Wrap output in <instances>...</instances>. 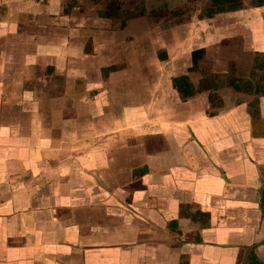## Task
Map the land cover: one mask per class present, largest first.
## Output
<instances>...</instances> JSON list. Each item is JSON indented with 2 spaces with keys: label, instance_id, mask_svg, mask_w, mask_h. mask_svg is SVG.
I'll use <instances>...</instances> for the list:
<instances>
[{
  "label": "crops",
  "instance_id": "crops-1",
  "mask_svg": "<svg viewBox=\"0 0 264 264\" xmlns=\"http://www.w3.org/2000/svg\"><path fill=\"white\" fill-rule=\"evenodd\" d=\"M52 19L0 0V264H264V91L116 83L98 40L71 75Z\"/></svg>",
  "mask_w": 264,
  "mask_h": 264
},
{
  "label": "rangeland",
  "instance_id": "rangeland-1",
  "mask_svg": "<svg viewBox=\"0 0 264 264\" xmlns=\"http://www.w3.org/2000/svg\"><path fill=\"white\" fill-rule=\"evenodd\" d=\"M241 1L237 10L201 19L199 14L207 4L203 0H51L52 16L56 17L51 26L52 32L60 27L67 34V64L72 67L67 71L71 75L79 73L75 59L90 62V55L95 54L93 43L98 40L115 46L114 52L127 48L125 65L115 63L114 69L97 70L100 77L109 76L116 83L126 80L135 87L147 76L159 77L157 82L168 87L169 78H163L170 76L161 73L162 62L173 58L174 70L188 73L195 83L218 74L224 81L233 75L244 79L255 75L264 84V67L258 63L259 58L264 63V0ZM116 56L113 53L114 59ZM127 61L130 67H126ZM196 65V70H190ZM220 92L231 100L236 94L225 84ZM105 102L99 98L95 106Z\"/></svg>",
  "mask_w": 264,
  "mask_h": 264
},
{
  "label": "trees",
  "instance_id": "trees-1",
  "mask_svg": "<svg viewBox=\"0 0 264 264\" xmlns=\"http://www.w3.org/2000/svg\"><path fill=\"white\" fill-rule=\"evenodd\" d=\"M203 1L207 4L206 6L203 7L204 9L202 10L201 14H199V17L201 19L205 17L211 18L216 13L237 10L242 6L241 0H203ZM258 60H259L258 62L259 66L264 67V63L262 64L260 58ZM197 67H198L197 65L191 67L190 70H196ZM114 68L115 66H112V69ZM172 83L174 88L177 89L180 98L183 101H186L194 97L203 90L209 91V95H208L209 101L213 106H219L223 103L222 98L218 93V90L224 84L233 87L238 91H245V92L264 91V84L260 83L259 79L255 75L251 78H246V79L233 75L228 77V79L224 81L220 75L214 74L211 76L202 77L198 80L197 83H195L189 74H182L179 76H174L172 78ZM251 256L253 257V253L250 255V257ZM251 261L252 260L250 259V262ZM251 263L262 264L259 261H257L256 258H254Z\"/></svg>",
  "mask_w": 264,
  "mask_h": 264
}]
</instances>
